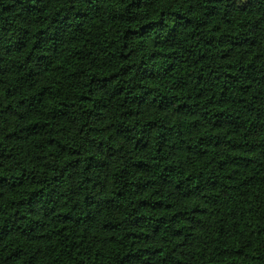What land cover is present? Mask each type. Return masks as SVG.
Returning a JSON list of instances; mask_svg holds the SVG:
<instances>
[{
    "label": "trees",
    "instance_id": "trees-1",
    "mask_svg": "<svg viewBox=\"0 0 264 264\" xmlns=\"http://www.w3.org/2000/svg\"><path fill=\"white\" fill-rule=\"evenodd\" d=\"M0 0V264H264V0Z\"/></svg>",
    "mask_w": 264,
    "mask_h": 264
},
{
    "label": "rangeland",
    "instance_id": "rangeland-1",
    "mask_svg": "<svg viewBox=\"0 0 264 264\" xmlns=\"http://www.w3.org/2000/svg\"><path fill=\"white\" fill-rule=\"evenodd\" d=\"M248 0H233L231 4V11L233 14L241 12L247 5Z\"/></svg>",
    "mask_w": 264,
    "mask_h": 264
}]
</instances>
